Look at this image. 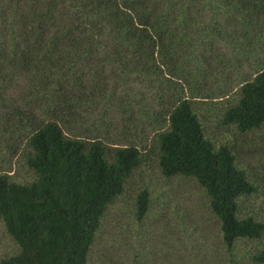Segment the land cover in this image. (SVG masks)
Masks as SVG:
<instances>
[{"label":"trees","instance_id":"16d2710c","mask_svg":"<svg viewBox=\"0 0 264 264\" xmlns=\"http://www.w3.org/2000/svg\"><path fill=\"white\" fill-rule=\"evenodd\" d=\"M203 1L0 0V84L27 78L45 92L54 85L64 91L69 73L102 56L124 74L152 78L165 66L174 76L178 26ZM221 1L231 13L216 31L248 25L252 31L237 33L245 40L264 33V0ZM8 114L6 133L29 130L23 159L36 180L19 184L0 174V220L19 249L0 264H88L103 218L142 167L144 154L138 147L69 137L58 123L32 111L14 108ZM165 115L168 129L156 136L163 176L199 184L229 252L241 240H263L264 223L241 218V200L258 190L234 153L207 139L192 101L177 100ZM222 124L242 134L264 128V70L243 83L238 104L226 111ZM149 208L144 191L137 202L139 221ZM252 261L264 264V250Z\"/></svg>","mask_w":264,"mask_h":264},{"label":"rangeland","instance_id":"374dc122","mask_svg":"<svg viewBox=\"0 0 264 264\" xmlns=\"http://www.w3.org/2000/svg\"><path fill=\"white\" fill-rule=\"evenodd\" d=\"M197 4L178 26L174 76L165 66L152 78L124 74L101 55L69 73L64 91L54 85L45 92L27 78L0 84V174L16 183L30 184L36 177L23 159L29 130L6 133L11 122L5 115L14 108L58 123L69 137L138 147L144 154L142 167L103 218L88 264H256L252 257L264 250V239L241 240L229 252L205 191L193 179L165 178L159 168L156 136L168 129L165 114L177 100L188 99L207 139L216 149L229 148L258 190L241 200V218L264 223V128L242 134L222 124L226 111L238 104L243 83L264 70V33L245 40L237 33L247 32L248 25L216 31L231 12L221 0ZM97 64L105 70H94ZM144 191L150 208L139 221L137 202ZM18 252L0 220V260Z\"/></svg>","mask_w":264,"mask_h":264}]
</instances>
